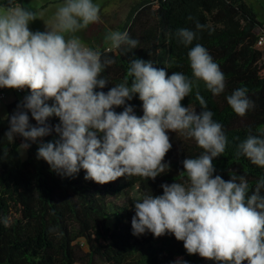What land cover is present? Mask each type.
Instances as JSON below:
<instances>
[{
    "label": "clouds",
    "instance_id": "9594fccd",
    "mask_svg": "<svg viewBox=\"0 0 264 264\" xmlns=\"http://www.w3.org/2000/svg\"><path fill=\"white\" fill-rule=\"evenodd\" d=\"M99 12L93 0H64L47 30L32 32L28 25L36 19L35 12L20 4L0 8V88L30 89L8 117V141L13 143L19 135L36 142L54 130L59 139L40 143L37 158L58 174L73 176L83 169L86 180L106 184L125 175L154 180L169 169L163 163L172 147L168 132L194 138L204 152L182 162L187 186L163 184V195H146L135 202L133 234L171 233L183 241L188 254L218 264H264V179L249 195L245 177L233 175L228 181L213 177V160L228 143L222 125L213 120L199 91L195 96L202 109L199 114L181 103L195 81H203L213 95L224 92L225 76L219 65L205 47L196 44L188 52L195 80L180 72L169 76L151 60L134 58L129 62L130 81L126 77L107 93L97 92L109 82L102 72L115 61L88 47L75 33L98 22ZM204 27L195 24L197 31ZM176 35L187 47L197 33L182 28ZM105 39L110 42L108 52L123 45L135 49L139 43L127 31H109ZM247 91L238 88L227 97L239 116L255 107ZM135 94L143 102L142 117L126 105ZM120 106L122 112L113 110ZM29 111L38 126L30 125ZM53 116L60 120L54 129L46 123ZM19 147L27 150L30 144ZM237 155L264 168V134H249L238 144Z\"/></svg>",
    "mask_w": 264,
    "mask_h": 264
},
{
    "label": "trees",
    "instance_id": "16d2710c",
    "mask_svg": "<svg viewBox=\"0 0 264 264\" xmlns=\"http://www.w3.org/2000/svg\"><path fill=\"white\" fill-rule=\"evenodd\" d=\"M23 1L0 0V8L22 5ZM196 22L205 27L197 31ZM182 28L196 31L192 45L180 42L176 33ZM263 28L258 12L246 0H142L132 8L121 31L139 41L137 48L123 45L108 52L109 46L96 49L89 44L115 61L101 74L109 82L95 91L107 93L126 77L130 81L129 62L134 58L151 60L169 76L180 72L195 80L188 52L196 44L202 45L223 72L225 90L213 95L203 81H195L193 91L181 103L199 114L202 109L196 92L204 97L207 110L222 125L228 140L224 153L213 160V177L219 175L228 181L233 175L243 176L251 195L256 183L264 179V168L237 155V146L249 134H264V51L258 48ZM238 88H247L255 104L244 116L237 115L227 103V97ZM25 89L21 100L7 105L6 117L0 115V264H218L199 254H188L183 241L171 233L134 235L132 229L135 205L131 197L135 190L143 196H160L163 184L187 186L182 162L204 152L194 138L168 132L172 147L163 163L169 169L154 180L125 175L98 184L86 180L83 169L73 176L61 175L37 158L40 143L59 139L54 130L36 142L16 135L12 143L5 136L8 117L30 95V89ZM142 104L138 94L126 101L137 117L143 116ZM113 110L120 113L124 106ZM28 115L30 125L38 126L30 111ZM46 123L54 129L60 120L53 116ZM99 136L102 139L103 134ZM22 143L30 144L25 156L19 147Z\"/></svg>",
    "mask_w": 264,
    "mask_h": 264
},
{
    "label": "rangeland",
    "instance_id": "374dc122",
    "mask_svg": "<svg viewBox=\"0 0 264 264\" xmlns=\"http://www.w3.org/2000/svg\"><path fill=\"white\" fill-rule=\"evenodd\" d=\"M142 0H93L100 8V19L96 23L89 24L85 29L75 33L83 43L91 44L96 49H101L105 46L110 47V42L105 39L109 31H122L127 18L132 11V8ZM258 12L260 20L264 23V0H246ZM64 0H24L22 5L36 13V19L28 25L32 32L47 30L46 25H51L55 19V13L59 5L63 4ZM264 51V45L258 46ZM17 89L0 88V93H4L5 99H0V115L7 114L6 107L9 103L23 98V94H18ZM13 98V99H11ZM5 118V117H3ZM21 153L25 156V151L21 149ZM144 196L135 190L131 197V201L141 200ZM210 263H215L214 260H208Z\"/></svg>",
    "mask_w": 264,
    "mask_h": 264
},
{
    "label": "built area",
    "instance_id": "2783aa9c",
    "mask_svg": "<svg viewBox=\"0 0 264 264\" xmlns=\"http://www.w3.org/2000/svg\"><path fill=\"white\" fill-rule=\"evenodd\" d=\"M84 44H86L88 47L91 48V46L89 44H87V43H84ZM263 45H264V28H263L262 32L260 33V36H259V39H258V46H263ZM25 90L26 89L16 90V92L18 94H22V93L25 92ZM5 97L6 96L4 95V93H0V99H5Z\"/></svg>",
    "mask_w": 264,
    "mask_h": 264
},
{
    "label": "crops",
    "instance_id": "0c3cea01",
    "mask_svg": "<svg viewBox=\"0 0 264 264\" xmlns=\"http://www.w3.org/2000/svg\"><path fill=\"white\" fill-rule=\"evenodd\" d=\"M11 99H13V98H11ZM2 117H6V115L5 116H2Z\"/></svg>",
    "mask_w": 264,
    "mask_h": 264
}]
</instances>
